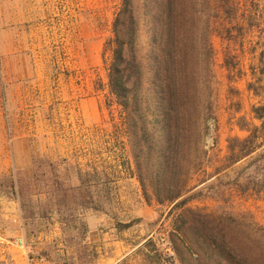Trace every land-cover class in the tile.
<instances>
[{
	"label": "rangeland",
	"instance_id": "obj_1",
	"mask_svg": "<svg viewBox=\"0 0 264 264\" xmlns=\"http://www.w3.org/2000/svg\"><path fill=\"white\" fill-rule=\"evenodd\" d=\"M258 1L262 7L264 0ZM121 2L0 0V179L19 175L35 179L45 172L44 179L50 180L51 172L60 168L61 176L70 175L72 184L78 183L79 172L91 186L93 204L66 212L89 225L79 247L87 252L84 262L64 242L60 212L37 222L36 249L52 247L51 256H61L59 264H179L168 241L174 215L168 216L170 206L159 205L154 196L147 202L136 177L125 114L108 88L112 25ZM244 33L237 41L218 34L212 38L218 127L206 142L209 154L203 169L208 173L227 155L228 138L248 135L238 126L240 118L260 123L252 108L264 103L260 62L264 30ZM140 40L146 48L149 35L143 28ZM248 162L209 180L205 187L215 186L190 206L214 217L223 212L242 217L240 228L249 233L264 227L262 198L242 195L232 183ZM203 176L193 170L190 184L196 185ZM5 191L0 192V228L26 237L20 202ZM147 240L153 244L145 251ZM117 241L130 250L138 247L114 262Z\"/></svg>",
	"mask_w": 264,
	"mask_h": 264
},
{
	"label": "trees",
	"instance_id": "obj_2",
	"mask_svg": "<svg viewBox=\"0 0 264 264\" xmlns=\"http://www.w3.org/2000/svg\"><path fill=\"white\" fill-rule=\"evenodd\" d=\"M263 10L258 0H122L113 21L109 92L125 114L136 177L147 202L154 196L159 205L170 206L168 216L174 215L168 241L179 264H264V227L256 224L257 231L251 228L249 233L240 228L242 217L227 212L214 217L190 206L214 185L204 184L246 160L232 183L242 195L251 193L264 201V103L252 108L260 123L240 118L238 126L248 135L228 138L221 165L210 173L203 169L207 139L218 127L212 38L218 34L237 41L246 30L262 34ZM142 28L149 35L146 48L140 40ZM261 54L264 74V51ZM229 62L226 58L230 67ZM253 86L250 83L249 89ZM193 170L204 173L196 185L188 178ZM76 174L75 185L70 175L61 176L60 168L51 172L50 180L44 179L45 172L35 179H0V192L7 190L20 202L31 256L59 264L61 256L52 257V247L37 250L33 241L38 220L58 211L65 244L84 262L87 252L79 247L89 225L66 212L89 208L93 195L88 179ZM149 242L146 249L153 244Z\"/></svg>",
	"mask_w": 264,
	"mask_h": 264
},
{
	"label": "built area",
	"instance_id": "obj_3",
	"mask_svg": "<svg viewBox=\"0 0 264 264\" xmlns=\"http://www.w3.org/2000/svg\"><path fill=\"white\" fill-rule=\"evenodd\" d=\"M0 264H54L38 255L31 256L26 237L0 228ZM63 264V263H62Z\"/></svg>",
	"mask_w": 264,
	"mask_h": 264
},
{
	"label": "crops",
	"instance_id": "obj_4",
	"mask_svg": "<svg viewBox=\"0 0 264 264\" xmlns=\"http://www.w3.org/2000/svg\"><path fill=\"white\" fill-rule=\"evenodd\" d=\"M101 220L98 221V224H100ZM148 239H150V238H148ZM113 245H114V247H113L114 250L112 251V253H113L114 256L112 257L111 260H114V262H121V260H123L124 258H126L131 252H134L136 250V248L138 247V246H135V247H133V249L130 250L129 246L125 248V245H124L123 241L113 242ZM144 249H145V251H148V249H146V248H144ZM122 250L126 254H123L122 253L123 252Z\"/></svg>",
	"mask_w": 264,
	"mask_h": 264
}]
</instances>
